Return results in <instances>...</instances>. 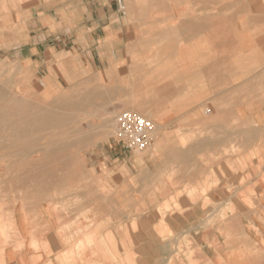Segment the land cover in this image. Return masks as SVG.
I'll use <instances>...</instances> for the list:
<instances>
[{
  "label": "rangeland",
  "instance_id": "1",
  "mask_svg": "<svg viewBox=\"0 0 264 264\" xmlns=\"http://www.w3.org/2000/svg\"><path fill=\"white\" fill-rule=\"evenodd\" d=\"M144 1L0 0V190L52 206L61 200L63 213L80 205L62 229L79 232V240L61 244L57 264H85L79 251L91 244L101 263L113 248L109 230L121 235L119 221L150 207L163 220L172 213L182 225V214L191 220L174 232L163 222L170 248L163 264L213 258L218 251L195 249L204 237L222 253L221 264H264V0H216L222 9L207 12L222 19L216 35L186 25L202 13L199 0ZM139 103L154 118L135 109ZM124 110L155 122L144 151L116 139ZM230 216L237 219L227 223L229 245V235L215 243L209 229L200 231Z\"/></svg>",
  "mask_w": 264,
  "mask_h": 264
},
{
  "label": "crops",
  "instance_id": "2",
  "mask_svg": "<svg viewBox=\"0 0 264 264\" xmlns=\"http://www.w3.org/2000/svg\"><path fill=\"white\" fill-rule=\"evenodd\" d=\"M199 1L200 2H197L196 4L198 6L197 10L202 13L198 14V18L193 19L191 22L189 21V23H187L186 25L197 26V29H199L198 35L206 34V32L210 33L211 27L213 29L221 27L222 19L217 17L218 14L214 13L213 16L207 15L208 11L219 12L222 9L221 4H219L220 2L215 0L213 1L214 3L206 4L205 2H202L203 0ZM96 7H98L97 10L100 12V17H102V20L104 19L105 21L107 18H109L106 14L102 13V11L104 10V6ZM91 17L93 21H95L93 15ZM111 17L113 18V16ZM233 23L230 24L229 22L228 25L238 26V24ZM245 25L250 26L254 24H251L250 22L249 24L246 23ZM218 31L219 30L216 29L213 30L215 35L218 33ZM6 190L8 192L9 190L11 191L10 193L6 191L4 194L0 190V264H57L58 262H60L59 260L61 259V253L63 250L61 244L65 242L66 245L68 244V242H70L69 239H67L66 241L64 240L67 233L63 234L62 229L67 226L69 222H73L72 220L74 218V215L71 214L74 213H63L58 204H56V202H58L56 200L55 202H53L54 205L52 206V201L48 203L46 201L42 202V200H40L38 197L31 196L30 194L25 198L22 197L21 199H18L15 197L14 191H12V189ZM2 210L6 211L4 212ZM180 216V214L172 213L167 215L163 220L160 218V216H158V213L153 212V208L150 207V211L145 213L143 217L142 214H139L137 218L129 217L122 222L119 221L120 226L124 223V231H122L121 235H118V232H120L121 230L118 229V231H115L114 229H112V231H109L107 233V240L108 242H110V239H113V241H111V243H106L109 245V247H113L117 250V253L123 259V262L126 261L128 256L127 250L132 249L133 251H131L134 252L133 257L136 258L137 264H163L165 263L163 258H165L170 253V248L168 245V238L166 237V235H164L165 233L163 232L164 230H162L163 227L161 226L163 222H165V228L173 232L177 231L185 225L187 226L191 221L189 220L190 216L186 217V215L182 214L183 219H185L184 221H186V224L184 225H182L183 221ZM224 219L225 220L216 219L213 224H207L208 226L206 228L205 226L201 227L202 233L204 232L203 234H205L206 230L209 229V235L211 236L210 239L215 243L218 242L217 240H219L216 239V237L225 235L226 233V235H229V238L226 236L224 238V242L228 244L227 239H230L233 236H231L232 231L230 227L227 228V225L229 224V226L231 227L236 226L237 217L230 216ZM132 224L136 225L137 228H130ZM126 228H128L129 231H126ZM14 231L17 232V235L14 233ZM3 233H7L10 238L6 240L3 236ZM20 243L21 245L19 246ZM31 243H36L37 248L28 245ZM196 243L197 246H195L197 248L195 249H197L198 254H202L204 250H207L206 247H208V249L210 250L214 249L216 250V252L218 251L217 255H213V258H205L204 260H202V262L198 260H192L193 258H188V262L186 258H183L182 260L175 257L172 263H168V261H166V264H221L218 256L222 255V253L219 254V250L215 246H213L214 243H210L211 247L210 244L206 246L205 237L203 238V241L196 240ZM86 249H89V247H87ZM91 249L94 250V247L92 246ZM141 259L143 263H139ZM218 259L219 261L217 262Z\"/></svg>",
  "mask_w": 264,
  "mask_h": 264
},
{
  "label": "bare ground",
  "instance_id": "3",
  "mask_svg": "<svg viewBox=\"0 0 264 264\" xmlns=\"http://www.w3.org/2000/svg\"><path fill=\"white\" fill-rule=\"evenodd\" d=\"M138 2L140 1V0H137ZM144 1V0H143ZM193 1V0H192ZM207 2L209 1V0H206ZM211 1V0H210ZM213 1V0H212ZM141 2H142V0H141ZM140 2V3H141ZM145 2V1H144ZM205 2V1H204ZM212 3V2H211ZM191 4H193V3H191ZM129 6H131V5H129L128 4V6L127 7H129ZM205 8V7H204ZM203 8V9H204ZM128 9V8H127ZM129 9H132L131 7H129ZM210 9V8H209ZM207 11V10H206ZM199 12V11H198ZM209 12V11H208ZM130 13V12H129ZM259 15V14H258ZM253 16V15H252ZM200 17H202V16H200ZM251 18V17H250ZM253 18V17H252ZM257 18V17H256ZM255 18V19H256ZM203 21V20H202ZM201 21V22H202ZM200 22V23H201ZM255 22V21H254ZM188 27V26H187ZM197 27V26H196ZM193 33V32H192ZM263 41V40H262ZM242 60V59H241ZM185 65H186V63H184ZM142 77H144V76H142ZM157 78H161V77H157ZM159 81V80H158ZM132 82V81H131ZM129 83H130V81H129ZM134 86V85H133ZM160 86V85H159ZM169 85H167V87H168ZM161 87V86H160ZM170 87V86H169ZM94 89V88H93ZM114 89V88H113ZM162 89H163V86H162ZM164 90H166V89H164ZM168 90V89H167ZM170 90V89H169ZM115 91V90H114ZM102 92V91H101ZM159 92V91H158ZM157 92V93H158ZM169 92V91H168ZM91 94V93H90ZM126 94V93H125ZM160 94V93H159ZM166 94H167V92H166ZM165 95V94H164ZM28 96V95H27ZM160 96V95H159ZM9 97V96H8ZM8 97H6V99L8 98ZM13 97V96H12ZM14 98V97H13ZM126 99H128L127 97H125ZM135 98V97H134ZM14 99H16L17 100V98H14ZM124 99V98H123ZM135 100V99H134ZM6 101V100H5ZM19 101V100H18ZM163 101V100H162ZM24 102V101H23ZM135 102V101H134ZM5 105H7L6 103H4ZM3 104V105H4ZM2 105V106H3ZM4 105V106H5ZM3 106V107H4ZM1 107V106H0ZM42 107V106H41ZM44 107V106H43ZM194 108V107H193ZM5 109V108H4ZM9 109V108H8ZM43 109V108H42ZM47 109V108H46ZM135 109H138L139 111H143V113H146V115H149L150 117H152V118H154V114L147 108V107H145L144 108V104H142V103H139L137 106H136V108ZM159 109V108H158ZM5 110H7V109H5ZM38 113V112H37ZM115 116V115H114ZM12 119V118H11ZM111 119V118H110ZM116 119V118H115ZM20 123V122H19ZM110 123V122H109ZM21 124V123H20ZM19 124V125H20ZM102 125H104V124H102ZM12 126V125H11ZM18 126V125H17ZM157 126H159V125H157ZM220 126H222V125H220ZM20 127H21V125H20ZM16 128V127H15ZM25 128V127H24ZM33 128V127H32ZM34 128H36V127H34ZM38 128V127H37ZM106 128H107V126H106ZM106 128H104V129H106ZM109 128V127H108ZM158 128H160V127H158ZM19 129V128H18ZM23 129V128H22ZM95 129V128H94ZM243 128H241V131H243L242 130ZM35 130H38V129H35ZM52 130V129H51ZM56 130V129H55ZM102 130V129H101ZM235 130V129H234ZM253 130V129H252ZM93 131V130H92ZM162 131V130H161ZM233 131V130H232ZM231 131V132H232ZM155 132H156V130H155ZM155 132H154V134H155ZM237 132H238V130H237ZM14 133V132H13ZM3 134V133H2ZM88 134V133H87ZM111 134V133H110ZM229 134V133H228ZM233 134H234V132H233ZM100 135V134H99ZM104 136H105V134H103ZM230 135V137H231V135L232 134H229ZM239 135H240V133H239ZM33 136V135H32ZM107 136V135H106ZM220 136V135H219ZM251 136H252V134H251ZM2 137V136H1ZM212 137H213V135H212ZM227 137V136H226ZM247 137V136H246ZM5 138V137H4ZM3 138V139H4ZM10 138V137H9ZM55 138V137H54ZM210 138V137H209ZM213 138H215V137H213ZM220 138H222V137H220ZM6 139V138H5ZM15 139V138H14ZM58 139V138H57ZM212 139V138H211ZM223 139V138H222ZM228 139V138H227ZM50 140V139H49ZM53 140V139H52ZM202 140V139H201ZM208 140V139H207ZM210 140V139H209ZM9 141V140H8ZM195 141H198V140H195ZM217 141V140H216ZM225 141V140H224ZM10 142V141H9ZM13 142V141H12ZM11 142V143H12ZM54 142V141H53ZM200 142V141H199ZM218 142V141H217ZM226 142V141H225ZM55 143V142H54ZM197 143V142H196ZM209 143V142H208ZM221 143V142H220ZM37 144V143H36ZM53 144V143H52ZM156 144V143H155ZM213 144V143H212ZM211 144V145H212ZM18 145V144H17ZM33 145H34V143H33ZM38 145H39V142H38ZM38 145H35V146H38ZM2 146V145H1ZM14 146V145H13ZM42 146V145H41ZM21 146L19 145V148H20ZM31 147V146H30ZM40 147V146H39ZM38 147V148H39ZM46 147V146H45ZM186 147V146H185ZM23 148V147H22ZM40 148H42V147H40ZM167 148V147H166ZM178 148H180V147H178ZM182 148V147H181ZM187 148V147H186ZM4 149V148H3ZM8 149V148H7ZM24 149V148H23ZM155 149V148H154ZM163 149H165L164 147H163ZM174 149V148H173ZM172 149V150H173ZM185 149V148H184ZM19 150H21V149H19ZM28 149H26V151H27ZM30 150V149H29ZM169 150H171V149H169ZM1 151V150H0ZM4 151H5V149H4ZM7 151V150H6ZM5 151V152H6ZM10 150H8V152H9ZM13 151V150H12ZM15 151V150H14ZM18 151V150H17ZM38 151V150H37ZM36 151V152H37ZM166 151H168V150H166ZM181 152H182V150H180ZM184 151V150H183ZM2 152V151H1ZM4 152V153H5ZM10 153V152H9ZM31 153V152H30ZM168 153V152H167ZM175 153V152H174ZM174 153H173V155H174ZM178 153H180V152H178ZM178 153H176V154H178ZM34 154V153H33ZM32 154V155H33ZM3 155V154H2ZM168 155H170V156H172L171 154H168ZM180 155V154H179ZM10 156H12L11 154H10ZM27 157L29 156V155H26ZM25 156V157H26ZM34 156V155H33ZM36 156H39L38 154L36 155ZM4 157V155L2 156V158ZM35 157V156H34ZM33 157V158H34ZM15 158H17V157H14V159ZM31 158V157H30ZM170 158V157H169ZM173 158V157H172ZM166 159H168V158H166ZM165 159V160H166ZM17 161V160H16ZM20 161V160H19ZM18 161V162H19ZM24 161V160H23ZM10 162V161H9ZM9 162H8V165H9ZM4 163V162H3ZM11 163V162H10ZM13 163H15V162H13ZM169 163V162H168ZM21 164V163H20ZM0 165H3V164H0ZM5 165V164H4ZM14 165V164H13ZM15 165H16V163H15ZM53 165V164H52ZM158 165V164H157ZM156 165V166H157ZM162 165V164H161ZM51 166V165H50ZM3 167V166H2ZM6 167H7V165H6ZM36 167H38V166H36ZM159 167V166H158ZM12 168V167H11ZM5 170V169H4ZM3 170V171H4ZM30 170V169H29ZM151 171V170H150ZM8 172H10V171H8ZM34 172V171H33ZM149 172V171H148ZM32 173V172H31ZM260 173V172H259ZM28 174V173H27ZM29 174H30V172H29ZM150 174H151V172H150ZM149 174V175H150ZM8 175L10 176V174L8 173ZM33 176H34V174H32ZM39 175V174H38ZM147 175V174H146ZM26 176H28V175H26ZM37 176V175H36ZM145 176V175H144ZM45 177V176H44ZM43 178V177H42ZM144 178H146V177H144ZM16 179V178H15ZM18 179V178H17ZM18 180H20V179H18ZM37 180H38V178H37ZM51 180V179H50ZM39 181V180H38ZM48 181H49V179H48ZM20 182V181H19ZM41 182V181H40ZM23 183H24V181H23ZM42 184V183H41ZM14 185V184H13ZM45 185V184H44ZM1 186V185H0ZM4 187V186H3ZM12 187V186H11ZM6 188H7V186H6ZM25 188V187H24ZM55 188V187H54ZM3 188L1 187V190H2ZM21 189V188H20ZM73 189V188H72ZM4 190V189H3ZM54 190V189H53ZM91 190V189H90ZM10 191L11 190H9V193H10ZM62 191V190H61ZM78 191V190H77ZM1 192H3V193H5L4 191H1ZM88 192H90V191H88ZM88 192H86V193H88ZM23 193V192H22ZM29 193V192H28ZM35 193V192H34ZM40 193H42V192H40ZM49 193V192H48ZM61 193V192H60ZM72 194L73 193H75V191L74 192H71ZM100 193H101V191H100ZM7 194V193H6ZM70 194V193H69ZM68 194V195H69ZM2 195H4V194H2ZM24 195V194H23ZM46 196H47V194H45ZM51 195V194H50ZM54 195V194H53ZM66 195V194H65ZM71 195V194H70ZM92 195H94V193L92 194ZM96 195V194H95ZM94 195V196H95ZM12 196V195H11ZM28 196V195H27ZM37 196V195H36ZM43 196H44V194H43ZM56 196H57V194H56ZM62 196V195H61ZM97 196V195H96ZM34 197H35V195H34ZM50 197V196H49ZM48 197V198H49ZM55 197V196H54ZM98 197H99V193H98ZM97 197V198H98ZM105 198H106V196H104ZM103 197V198H104ZM15 198V197H14ZM24 198H25V196H24ZM30 198V197H29ZM40 198V197H39ZM64 198V197H63ZM66 198V197H65ZM88 198H90V197H88ZM101 198V197H100ZM102 198V199H103ZM104 198V199H105ZM21 199V198H20ZM61 199V198H60ZM103 199V200H104ZM109 199V198H108ZM15 200V199H14ZM49 200H50V198H49ZM52 200V199H51ZM55 200V199H54ZM67 200V199H66ZM92 200V199H91ZM90 200V201H91ZM97 200V199H96ZM34 201V200H33ZM58 202H60L61 200H57ZM87 201V200H86ZM89 201V200H88ZM99 201V199L97 200V202ZM109 201V200H108ZM111 201V200H110ZM8 202V201H7ZM10 202V201H9ZM12 202V201H11ZM30 202V201H29ZM50 202V201H49ZM94 202V201H93ZM96 202V201H95ZM105 202H106V200H105ZM2 203V202H1ZM6 203V202H5ZM23 203V202H22ZM62 203V202H61ZM80 203V202H79ZM229 203V202H228ZM3 204V203H2ZM12 204V203H11ZM27 204V203H26ZM81 204V203H80ZM92 204V203H91ZM102 204V203H101ZM109 204H110V202H109ZM4 205V204H3ZM9 205V204H8ZM29 205V204H28ZM82 205V204H81ZM86 205V204H85ZM228 205H230V204H228ZM19 206V205H18ZM17 206V207H18ZM34 206V205H33ZM74 206V205H73ZM76 206L77 205H75L74 207H75V210H78L79 208H80V205H79V208L78 209H76ZM111 206V205H110ZM226 206V205H225ZM24 207V206H23ZM70 207V206H69ZM74 207H72L73 209L72 210H74ZM95 207V206H94ZM220 206H217V209L219 208ZM28 208H30V207H28ZM27 208V209H28ZM71 208V207H70ZM99 208V207H98ZM108 208V207H107ZM228 208H229V206H228ZM65 209H66V207H65ZM82 209V208H81ZM215 209H216V207H215ZM31 210V209H30ZM50 210V209H49ZM68 210V209H67ZM72 210H71V212H72ZM2 211H6V210H2ZM8 211V210H7ZM41 211H42V209H41ZM70 211V210H69ZM210 211V210H209ZM208 211V212H209ZM217 211V210H216ZM66 212V211H65ZM75 212V211H74ZM76 212H78V211H76ZM102 212V211H101ZM220 212V211H219ZM218 212V213H219ZM16 213V212H15ZM30 213H31V211H30ZM73 213V212H72ZM212 213H213V210H212ZM76 214V213H75ZM121 214V213H120ZM1 215V214H0ZM71 215H74V214H71ZM122 215V214H121ZM252 215V214H251ZM211 217H213L212 215H210ZM217 216V215H216ZM2 217V216H1ZM48 217V216H47ZM119 217V216H118ZM210 217V218H211ZM77 218V217H76ZM141 218V217H140ZM209 218V217H208ZM78 219V218H77ZM121 219V218H120ZM204 219V218H203ZM244 219H247V218H244ZM15 220H17V219H15ZM118 220V219H117ZM117 220H115V221H117ZM49 221V220H48ZM72 221H74V219L72 220ZM94 221V220H93ZM151 221V220H150ZM205 221V220H204ZM207 221H209V220H207ZM246 221V220H245ZM89 222V221H88ZM106 222V221H105ZM120 222H122V221H120ZM125 222V221H124ZM197 222V221H196ZM247 222V221H246ZM245 222V223H246ZM75 223V222H74ZM113 224V223H112ZM192 224V223H191ZM194 224V223H193ZM98 225H100V223L98 224ZM198 225H199V223H198ZM224 225V224H223ZM250 225V224H249ZM54 226H55V224H54ZM78 226H79V224H78ZM104 226V225H103ZM193 226V225H192ZM206 226V225H205ZM208 226V225H207ZM18 227V226H17ZM80 227V226H79ZM95 227V226H94ZM203 227V226H202ZM248 227V226H247ZM55 228V227H54ZM85 228H86V226H85ZM91 228V227H90ZM112 228V227H111ZM155 228V227H154ZM252 228V227H251ZM0 229H1V227H0ZM58 229V228H57ZM25 230V229H24ZM183 230H185V229H183ZM249 230V229H248ZM20 231H22V230H20ZM89 231H90V229H89ZM110 231V230H109ZM147 231V230H146ZM182 231V230H181ZM201 231V230H200ZM224 231V230H223ZM51 232V231H50ZM191 232V231H190ZM14 233L17 235V232H15L14 231ZM25 233V232H24ZM47 233V232H46ZM230 233V232H229ZM4 235V237L6 238V240H8L10 237L8 236V234L7 233H3ZM89 234V233H88ZM187 234V233H186ZM188 234H191V233H188ZM197 234V233H196ZM232 234V233H231ZM259 234V233H258ZM257 234V235H258ZM225 235H226V233H225ZM247 235V234H246ZM29 236V235H28ZM81 236V235H80ZM106 236V235H105ZM178 236V235H177ZM187 236V235H186ZM261 236V235H260ZM192 237V236H191ZM194 237V236H193ZM251 237V236H250ZM65 238V237H64ZM168 238V237H167ZM166 238V239H167ZM188 238V237H187ZM229 238V237H228ZM243 238V237H242ZM252 238V237H251ZM26 239V238H25ZM67 239H69V241H71L72 243L74 242V241H78L79 240V232H76V231H74V232H70L69 233V235H67L66 234V238L64 239L65 241L67 240ZM198 239V238H197ZM231 239V238H230ZM261 238H259V240H260ZM264 239V238H263ZM262 239V240H263ZM111 240V239H110ZM178 240V239H177ZM190 240H193V242H194V239H190ZM228 240V239H227ZM243 240V239H242ZM104 241V240H103ZM147 241V240H146ZM173 241V240H172ZM171 241V242H172ZM176 241V240H175ZM180 241H181V239H180ZM221 241V240H220ZM3 242V241H2ZM105 242V241H104ZM149 242V241H148ZM179 242V241H178ZM229 242V241H228ZM248 242V241H247ZM250 242V241H249ZM248 242V243H249ZM264 242V241H263ZM0 243H1V241H0ZM61 243H62V241H61ZM69 243V242H68ZM75 243V242H74ZM173 243V242H172ZM165 244V243H164ZM179 244V243H178ZM181 244H182V242H181ZM180 244V245H181ZM191 244H192V242H191ZM238 245H239V242L237 243ZM21 245V244H20ZM83 245V244H82ZM183 245V244H182ZM181 245V246H182ZM209 245V244H208ZM229 245V244H228ZM69 246V245H68ZM71 246H73V245H71ZM168 246V245H167ZM176 246V245H175ZM180 246V247H181ZM204 246V245H203ZM233 246H234V244H233ZM236 246V245H235ZM264 246V245H263ZM91 247H92V244L89 246V249H81L80 251H79V258H80V260H81V262L83 261L85 264H121L120 263V257L119 258H117V256H116V254H117V250L115 249V248H111V249H109L110 250V254H109V256H106L105 257V260L104 261H102L101 263H100V261L99 260H97V258H95V256H94V250L93 249H91ZM158 247V246H157ZM177 247V246H176ZM180 247H179V250H180ZM191 247H192V245H191ZM210 247H211V244H210ZM132 248V247H131ZM130 248V249H131ZM159 248V247H158ZM235 248V247H234ZM254 248V247H253ZM256 248V247H255ZM78 249H79V247H78ZM213 249V248H212ZM228 249V248H227ZM116 250V251H115ZM132 250V249H131ZM131 250H127L128 251V256H127V259H128V264H137V261H136V258L135 257H133V255H134V252H132ZM169 250V249H168ZM187 250V249H186ZM210 250V249H209ZM226 250V249H225ZM224 250V251H225ZM233 250V249H232ZM176 251V250H175ZM208 251V250H207ZM206 251V252H207ZM235 251V250H234ZM255 251V250H254ZM108 252V251H107ZM203 252V251H202ZM205 252V251H204ZM221 252V251H220ZM33 253H34V251H33ZM57 253V252H56ZM179 253H181V252H179ZM189 253V252H188ZM208 253V252H207ZM215 253V252H214ZM230 254H232L231 252H229ZM256 254H257V252H255ZM64 254V253H63ZM78 254V253H77ZM193 254V253H192ZM21 255V254H20ZM38 255V254H37ZM208 255V254H207ZM215 255V254H214ZM217 255V254H216ZM236 255V254H235ZM239 255H240V253H239ZM253 255V254H252ZM259 255V254H258ZM260 255H262V254H260ZM259 255V256H260ZM183 256V255H182ZM181 256V257H182ZM210 256V255H209ZM245 257H247V254H245L244 255ZM264 256V255H263ZM262 256V257H263ZM59 257V256H58ZM213 257V256H212ZM219 257V256H218ZM255 257V256H254ZM261 257V258H262ZM258 258V257H257ZM162 259V258H161ZM216 259V258H215ZM214 259V260H215ZM221 259V258H220ZM247 259H248V257H247ZM7 260V259H6ZM243 260V259H242ZM259 260V259H258ZM264 260V259H263ZM60 261V260H59ZM219 261V259L217 260V262ZM221 262H222V260H220ZM233 261V260H232ZM256 261H257V259H256ZM261 261V260H260ZM143 263V261H142V259L139 261V263ZM228 262H229V260H228ZM241 262V261H240ZM258 262V261H257ZM263 262V261H262ZM157 263V262H156ZM188 263V262H187ZM230 263H232V262H230ZM259 263V262H258ZM145 264H147V263H145ZM236 264H238V263H236ZM239 264H245V263H239Z\"/></svg>",
  "mask_w": 264,
  "mask_h": 264
},
{
  "label": "built area",
  "instance_id": "4",
  "mask_svg": "<svg viewBox=\"0 0 264 264\" xmlns=\"http://www.w3.org/2000/svg\"><path fill=\"white\" fill-rule=\"evenodd\" d=\"M155 122L136 110H124L116 118V139L129 151H144L153 141Z\"/></svg>",
  "mask_w": 264,
  "mask_h": 264
}]
</instances>
